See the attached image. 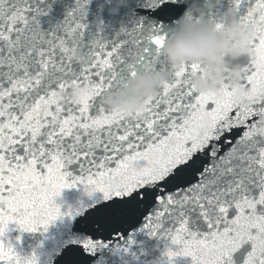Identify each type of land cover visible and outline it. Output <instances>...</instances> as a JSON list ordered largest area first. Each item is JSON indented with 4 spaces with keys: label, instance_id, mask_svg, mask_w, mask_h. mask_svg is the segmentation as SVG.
Masks as SVG:
<instances>
[{
    "label": "snow or ice",
    "instance_id": "6c2138e0",
    "mask_svg": "<svg viewBox=\"0 0 264 264\" xmlns=\"http://www.w3.org/2000/svg\"><path fill=\"white\" fill-rule=\"evenodd\" d=\"M54 3L0 0V264H264V0ZM225 10L238 74L197 91L202 66L161 49ZM146 72L167 75L141 108L104 105ZM64 189L87 198L62 208ZM58 220L48 251L9 238Z\"/></svg>",
    "mask_w": 264,
    "mask_h": 264
},
{
    "label": "clouds",
    "instance_id": "9594fccd",
    "mask_svg": "<svg viewBox=\"0 0 264 264\" xmlns=\"http://www.w3.org/2000/svg\"><path fill=\"white\" fill-rule=\"evenodd\" d=\"M124 2L125 0H116L118 5ZM195 14L201 15L199 9ZM221 18L224 26L219 30L203 20L197 22L187 17L180 19L175 31L161 49V54L169 65L196 63L202 66V73L192 78L193 87L197 91L214 93L226 73L232 77L238 74L237 67H229L228 60L243 52L237 46V42L243 38L242 29L230 11L221 13ZM166 75L163 72L140 73L119 93L105 95L103 103L110 109L134 112L142 107V100L155 91L160 82L166 79ZM75 94L76 90L73 89L68 93V98H75Z\"/></svg>",
    "mask_w": 264,
    "mask_h": 264
},
{
    "label": "water",
    "instance_id": "95a60500",
    "mask_svg": "<svg viewBox=\"0 0 264 264\" xmlns=\"http://www.w3.org/2000/svg\"><path fill=\"white\" fill-rule=\"evenodd\" d=\"M70 0H57V3H54L52 6V12L50 15L55 18H59L63 11H64V4L69 3ZM120 5L116 3V0H114L113 6L110 9V11L115 12L114 9H118ZM92 10L95 12L96 10V4L95 0H93L92 4ZM226 60H228L227 57H225ZM228 60V64H229ZM86 194L82 193L78 189H64L61 191V194L59 197L55 198L56 203L60 204L61 207H67L74 205L77 201L86 199ZM64 223V221H56L52 225L49 226L48 232L45 233L43 236L40 233H19V231L15 228L14 225H10V232H9V238H13L17 235L21 236V245L20 250H22V254L26 252H30L33 249H36V251L39 253L41 251H48L52 248L54 245V242L58 236L59 229L61 228V225ZM47 237V239H45ZM39 245V247H37ZM41 260H43V257H41Z\"/></svg>",
    "mask_w": 264,
    "mask_h": 264
}]
</instances>
